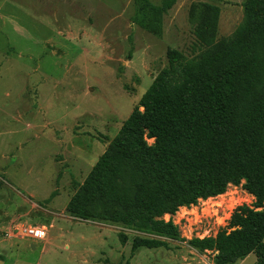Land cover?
<instances>
[{
    "label": "rangeland",
    "instance_id": "1",
    "mask_svg": "<svg viewBox=\"0 0 264 264\" xmlns=\"http://www.w3.org/2000/svg\"><path fill=\"white\" fill-rule=\"evenodd\" d=\"M245 1L174 0L142 27L137 0H0V264H213L211 250L200 254L188 240L231 230L233 212L255 200L241 185L165 215L183 238L167 239L170 249L134 253V237L145 234L74 217L67 203L168 52L199 61L228 45ZM126 181L133 198L140 174L128 170Z\"/></svg>",
    "mask_w": 264,
    "mask_h": 264
},
{
    "label": "trees",
    "instance_id": "2",
    "mask_svg": "<svg viewBox=\"0 0 264 264\" xmlns=\"http://www.w3.org/2000/svg\"><path fill=\"white\" fill-rule=\"evenodd\" d=\"M173 2L137 0L134 19L147 27L148 14ZM244 9L235 38L214 54L189 61L168 52L166 67L68 201L69 214L145 234L134 237L132 253L170 249L167 239L183 238L165 215L241 185L255 200L233 212L231 230L188 244L200 254L211 250L213 264H236L251 253L264 264V0H246ZM131 169L140 174L133 198Z\"/></svg>",
    "mask_w": 264,
    "mask_h": 264
},
{
    "label": "built area",
    "instance_id": "3",
    "mask_svg": "<svg viewBox=\"0 0 264 264\" xmlns=\"http://www.w3.org/2000/svg\"><path fill=\"white\" fill-rule=\"evenodd\" d=\"M27 233L31 236H40V234L42 233V230L40 228L37 227H30L29 229H27Z\"/></svg>",
    "mask_w": 264,
    "mask_h": 264
},
{
    "label": "bare ground",
    "instance_id": "4",
    "mask_svg": "<svg viewBox=\"0 0 264 264\" xmlns=\"http://www.w3.org/2000/svg\"><path fill=\"white\" fill-rule=\"evenodd\" d=\"M209 198H212V197H209ZM37 228H39V227H37Z\"/></svg>",
    "mask_w": 264,
    "mask_h": 264
},
{
    "label": "crops",
    "instance_id": "5",
    "mask_svg": "<svg viewBox=\"0 0 264 264\" xmlns=\"http://www.w3.org/2000/svg\"><path fill=\"white\" fill-rule=\"evenodd\" d=\"M250 255V254H249Z\"/></svg>",
    "mask_w": 264,
    "mask_h": 264
}]
</instances>
